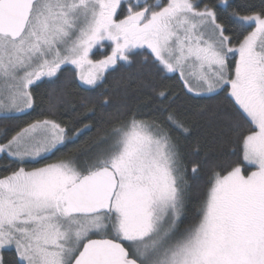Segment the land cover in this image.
I'll return each instance as SVG.
<instances>
[{
    "label": "snow or ice",
    "instance_id": "6c2138e0",
    "mask_svg": "<svg viewBox=\"0 0 264 264\" xmlns=\"http://www.w3.org/2000/svg\"><path fill=\"white\" fill-rule=\"evenodd\" d=\"M124 2L0 0V120L10 122L0 156L21 165L0 176V250L14 249L15 264H264V4L242 14L227 0ZM229 25L251 31L239 38ZM105 41L111 51L93 59ZM141 52L143 104L113 107L131 74L110 85L108 74ZM67 65L74 75L61 80ZM41 84L50 86L46 107L14 123L35 111ZM70 87L83 93L75 103ZM221 93L242 160L209 170L184 224L190 161L173 133L190 134L204 112L194 102ZM98 111L104 126L92 143L50 159L91 131L75 124ZM68 113L76 116L60 119Z\"/></svg>",
    "mask_w": 264,
    "mask_h": 264
},
{
    "label": "trees",
    "instance_id": "16d2710c",
    "mask_svg": "<svg viewBox=\"0 0 264 264\" xmlns=\"http://www.w3.org/2000/svg\"><path fill=\"white\" fill-rule=\"evenodd\" d=\"M220 2L221 0H199L201 6H203L204 4H220ZM227 3L231 5V8L228 9L229 12H231L232 9H237L242 14H244L246 13L250 5L255 6L253 10H258L259 6L261 4H264V0H227ZM121 12L123 13V9L121 10ZM229 27L233 29V34L235 36H238L239 38H242V35L247 34V31L251 30V28H248L246 31L241 33L239 29L234 27L233 25H229ZM236 43H238V40L234 39L233 44ZM104 44L106 45V47L103 52H100V50L94 51V59L102 58L109 53V44ZM142 55L143 53L141 52V55L134 57V60L137 61V63H134L131 67H126L124 69L118 70L115 73L108 74V79L105 81V84L109 85L113 82L114 79H118L121 77H123V79L125 80H128L129 74H131V80L128 83L126 89L127 95L124 94V89H121L119 93L115 94L113 107L127 104L129 107L135 108L138 104H143L145 96L139 94L137 91L139 77H137L136 75L138 62L142 58ZM74 72L75 71L72 68L68 66L64 67L63 71L60 73L61 80H64L70 75H74ZM165 83H175V77H173V79L170 81H166ZM49 90L50 86L46 84H41L39 88L33 89L34 94L36 95L35 111L28 116L19 117V120L14 121V123H17L22 127L24 122L38 118L37 114L41 112V109L46 107ZM69 92L71 94V102L73 103H75L78 100L79 96L83 94L80 89H77L75 87H70ZM222 96L223 93H221V96H214L211 99H201L198 103L194 102L193 111L197 107L203 108V115L194 123H192L190 134H178L175 132L173 133L174 135H179V144L181 146V151L184 153L185 159L187 161H190L187 165L188 173L186 175L189 189L188 210L183 222L184 224H187L192 220L197 206L199 205L201 200L204 199L208 187L207 179L209 170L217 164H233L242 160V150L240 146L235 142L232 135L227 132L226 121L223 118L225 113L230 111V108L226 104L221 105L219 109L217 108V101H219ZM177 103L179 104L180 101H178ZM150 108L151 105L147 107H140V111L144 113V118H150L154 115V113L150 111ZM112 110V108H109L105 111ZM79 111L82 112L84 110L79 109ZM213 113H215V115H213ZM74 116H76V113L63 114L60 116V119L68 122L71 121ZM6 123L10 122L0 120V127H2ZM86 123H92L95 126L91 131L84 132V134L81 135L74 144H68L50 159H55L62 153H70L71 151H75L77 148L90 145L96 138L98 129L103 128L104 122L101 118L100 112L98 111L95 117L89 116L87 119H82L79 123L75 124V127H81L82 124ZM74 130L75 128H73V131ZM197 141L200 145L199 154L194 155L193 153L196 148ZM92 151H96V148L94 147ZM193 162H199L200 164V171L197 174H193L191 171ZM10 164L11 167H9ZM19 166L21 165L12 164L9 159L5 158L4 156H0V176L6 175L9 171L12 170V168ZM24 166L30 168L38 167L40 165L27 164ZM181 226L183 227V224ZM1 256L4 259L5 264H15L16 256L14 250H2Z\"/></svg>",
    "mask_w": 264,
    "mask_h": 264
},
{
    "label": "rangeland",
    "instance_id": "374dc122",
    "mask_svg": "<svg viewBox=\"0 0 264 264\" xmlns=\"http://www.w3.org/2000/svg\"><path fill=\"white\" fill-rule=\"evenodd\" d=\"M150 2H152V0H150ZM220 6H224V0H221V2H220V4H219ZM201 6V5H200ZM201 7H203V6H201ZM124 8L126 9L127 8V0H125V2H124ZM253 27H254V25H253ZM251 31V30H250ZM104 43H107V44H109V52L111 51V44H110V42H108V41H105ZM105 45V44H104ZM105 47H106V45L105 46H103V47H97V48H95L93 51H95V50H100V52H103V50L105 49ZM101 48V49H100ZM93 58V57H92ZM94 59V58H93ZM233 63H234V61H233ZM68 67H70V68H72L74 71H75V69L73 68V66H71V65H67ZM64 67H66V66H64ZM93 238H99V237H93ZM14 250V249H13ZM1 251L2 250H0V256H1Z\"/></svg>",
    "mask_w": 264,
    "mask_h": 264
}]
</instances>
